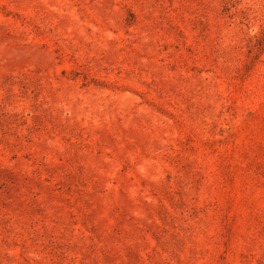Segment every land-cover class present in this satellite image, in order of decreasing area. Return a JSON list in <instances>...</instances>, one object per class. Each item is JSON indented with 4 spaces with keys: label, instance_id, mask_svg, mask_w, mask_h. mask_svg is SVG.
<instances>
[{
    "label": "rangeland",
    "instance_id": "rangeland-1",
    "mask_svg": "<svg viewBox=\"0 0 264 264\" xmlns=\"http://www.w3.org/2000/svg\"><path fill=\"white\" fill-rule=\"evenodd\" d=\"M0 264H264V0H0Z\"/></svg>",
    "mask_w": 264,
    "mask_h": 264
}]
</instances>
